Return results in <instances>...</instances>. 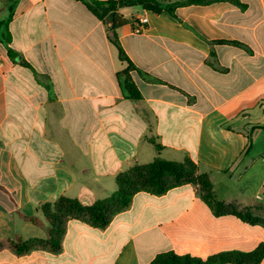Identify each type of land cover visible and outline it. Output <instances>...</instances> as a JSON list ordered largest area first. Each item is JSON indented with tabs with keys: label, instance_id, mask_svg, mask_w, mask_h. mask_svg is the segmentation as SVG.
Segmentation results:
<instances>
[{
	"label": "crops",
	"instance_id": "0c3cea01",
	"mask_svg": "<svg viewBox=\"0 0 264 264\" xmlns=\"http://www.w3.org/2000/svg\"><path fill=\"white\" fill-rule=\"evenodd\" d=\"M239 1L243 9L217 2L174 16L120 8L129 22L116 34L142 96L133 101L117 77L128 64L82 2L0 0L19 55L11 59L0 42V264H150L168 252L206 261L264 244L262 225L216 216L188 184L137 193L104 230L71 219L59 254L12 250L17 238L47 237L27 220L48 226L45 204L67 197L90 207L117 191L120 173L157 157L187 155L237 210L264 201V0Z\"/></svg>",
	"mask_w": 264,
	"mask_h": 264
},
{
	"label": "trees",
	"instance_id": "16d2710c",
	"mask_svg": "<svg viewBox=\"0 0 264 264\" xmlns=\"http://www.w3.org/2000/svg\"><path fill=\"white\" fill-rule=\"evenodd\" d=\"M82 2L88 10L100 21L106 23L107 17L111 13H115L114 23L109 29V39L119 51V57L122 62L128 64L127 68L118 73V81L124 98L139 101L142 99L130 73L135 70L134 64L123 50L118 37L117 30L128 24V20L124 19L118 13L122 7L141 6L146 11L160 13L163 10L174 16V11L178 7L189 5H210L217 2H228L240 8L244 6L239 0H183L175 1L172 4L163 5L157 0H77ZM12 20L10 15L6 20L0 22V42L5 46L8 55L15 60L19 55L11 48L12 35L9 30V24ZM233 45L241 46L242 44L232 42ZM21 65L31 68V66L21 60ZM141 77L148 81L157 83L147 74L139 71ZM149 143L154 145L157 151H161L162 147L156 143L153 138L149 139ZM188 163L171 162L157 157L152 163L139 165L136 164L126 171L120 173L116 177L118 189L109 198L98 201L90 207L82 205L77 199L61 197L55 204H45L46 221L49 227L46 228L47 239L44 241L30 240L24 242L21 238H17L12 245V250L18 256H25L36 249H42L53 254H59L63 250V240L67 231V224L71 219H77L99 229H106L115 215L127 211L133 202L134 196L139 192H148L156 196H163L173 188L191 184L198 190L201 199L211 208L213 213L220 216H235L242 221L252 225H262L264 221L252 219V208L237 210L233 206L226 205L220 201L213 190L212 182L206 173H199L198 165L188 157ZM187 164L190 170L186 168ZM28 221L41 228L45 225L37 218H27ZM264 260V244H261L252 252L230 251L220 253L203 261L199 258L189 255L180 256L173 252L158 255L150 264H260Z\"/></svg>",
	"mask_w": 264,
	"mask_h": 264
},
{
	"label": "rangeland",
	"instance_id": "374dc122",
	"mask_svg": "<svg viewBox=\"0 0 264 264\" xmlns=\"http://www.w3.org/2000/svg\"><path fill=\"white\" fill-rule=\"evenodd\" d=\"M178 1H180V0H178ZM183 1V0H182ZM254 137H257V133H255V136ZM150 138H153V137H150ZM150 138H148V142H149V139ZM154 139V138H153ZM155 140V139H154ZM187 159H188V156L187 155H185V156H183V158H182V161L181 162H179V163H188L187 162ZM178 163V162H177ZM133 167V166H132ZM186 168L188 169V170H190V166L187 164V166H186ZM199 173H200V170L198 171ZM201 174V173H200ZM198 190L199 189H201V187H198L197 188ZM198 194H199V192H198ZM43 210H45V207L43 208L42 207V211ZM252 219L253 220H257V221H264V201H262V203H260L259 205H256V206H252ZM49 227V224H48V226H46L45 227V230H46V228H48ZM46 234H47V232H46ZM47 239V237L45 238V239H37V240H39V241H44V240H46ZM35 240V239H34Z\"/></svg>",
	"mask_w": 264,
	"mask_h": 264
},
{
	"label": "built area",
	"instance_id": "2783aa9c",
	"mask_svg": "<svg viewBox=\"0 0 264 264\" xmlns=\"http://www.w3.org/2000/svg\"><path fill=\"white\" fill-rule=\"evenodd\" d=\"M147 24H148V19L146 17L142 18L138 23H136V27L134 28V31L136 33H141Z\"/></svg>",
	"mask_w": 264,
	"mask_h": 264
},
{
	"label": "water",
	"instance_id": "95a60500",
	"mask_svg": "<svg viewBox=\"0 0 264 264\" xmlns=\"http://www.w3.org/2000/svg\"><path fill=\"white\" fill-rule=\"evenodd\" d=\"M114 19H115V13H111L107 19H106V24L108 27H111V25L114 23Z\"/></svg>",
	"mask_w": 264,
	"mask_h": 264
}]
</instances>
